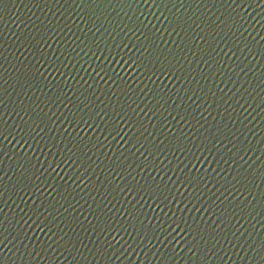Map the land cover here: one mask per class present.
<instances>
[{"label": "water", "instance_id": "95a60500", "mask_svg": "<svg viewBox=\"0 0 264 264\" xmlns=\"http://www.w3.org/2000/svg\"><path fill=\"white\" fill-rule=\"evenodd\" d=\"M0 264H264V0H0Z\"/></svg>", "mask_w": 264, "mask_h": 264}]
</instances>
